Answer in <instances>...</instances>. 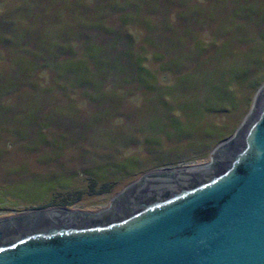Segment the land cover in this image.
Listing matches in <instances>:
<instances>
[{
  "label": "rangeland",
  "instance_id": "1",
  "mask_svg": "<svg viewBox=\"0 0 264 264\" xmlns=\"http://www.w3.org/2000/svg\"><path fill=\"white\" fill-rule=\"evenodd\" d=\"M263 84L264 0H0V220L209 164Z\"/></svg>",
  "mask_w": 264,
  "mask_h": 264
},
{
  "label": "water",
  "instance_id": "2",
  "mask_svg": "<svg viewBox=\"0 0 264 264\" xmlns=\"http://www.w3.org/2000/svg\"><path fill=\"white\" fill-rule=\"evenodd\" d=\"M0 264H264V84L209 164L148 172L98 213L0 220Z\"/></svg>",
  "mask_w": 264,
  "mask_h": 264
},
{
  "label": "trees",
  "instance_id": "3",
  "mask_svg": "<svg viewBox=\"0 0 264 264\" xmlns=\"http://www.w3.org/2000/svg\"><path fill=\"white\" fill-rule=\"evenodd\" d=\"M224 136H225V134H224V135H221V137H220V138H221V139H223V138H224Z\"/></svg>",
  "mask_w": 264,
  "mask_h": 264
}]
</instances>
